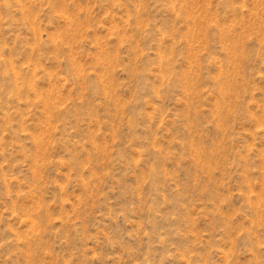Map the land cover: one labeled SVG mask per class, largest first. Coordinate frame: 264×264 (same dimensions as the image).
<instances>
[{
  "label": "rangeland",
  "instance_id": "obj_1",
  "mask_svg": "<svg viewBox=\"0 0 264 264\" xmlns=\"http://www.w3.org/2000/svg\"><path fill=\"white\" fill-rule=\"evenodd\" d=\"M0 264H264V0H0Z\"/></svg>",
  "mask_w": 264,
  "mask_h": 264
}]
</instances>
